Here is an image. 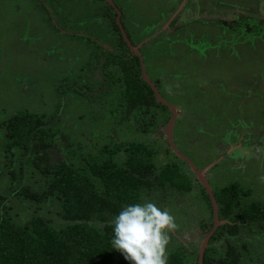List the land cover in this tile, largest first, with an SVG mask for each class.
<instances>
[{
	"label": "rangeland",
	"instance_id": "374dc122",
	"mask_svg": "<svg viewBox=\"0 0 264 264\" xmlns=\"http://www.w3.org/2000/svg\"><path fill=\"white\" fill-rule=\"evenodd\" d=\"M118 58L123 66L138 59L140 77L169 111L127 105ZM25 112L52 131L50 144L38 145L33 133L30 150L6 152L10 124ZM121 142L150 149L156 170L175 156L187 164L180 166L189 192L166 191L149 178L140 202L174 216L168 254L181 251L186 264H198L219 231L214 257L233 245L242 264L264 259V221L238 225L235 234L228 230L234 222L218 217L209 231L214 209L198 177L212 195L232 184L246 190L239 207L264 206V0H0L1 216L20 226L43 219L63 231L69 223L47 188L51 177L34 161L76 169ZM127 153L114 158L123 163ZM17 187L29 200L13 193Z\"/></svg>",
	"mask_w": 264,
	"mask_h": 264
},
{
	"label": "trees",
	"instance_id": "16d2710c",
	"mask_svg": "<svg viewBox=\"0 0 264 264\" xmlns=\"http://www.w3.org/2000/svg\"><path fill=\"white\" fill-rule=\"evenodd\" d=\"M117 62L122 65L120 58ZM122 68L125 75L121 77L123 82L120 81V89L127 105L146 113L147 110L158 107L164 111L168 110L157 101L154 90L140 77L142 70L137 58L131 66L122 65ZM17 116L19 119L9 127L11 134L8 137L6 152L15 145L28 150L32 145L33 133L34 137H38V145L45 148L50 144L52 131L43 126L39 127L40 117L26 112ZM36 149L34 146L35 155ZM120 151L128 152L123 163H118L114 158ZM175 157L178 162L170 161L156 170L150 149L140 143L125 142L114 143L112 147L103 146L97 154L88 155V159L81 161V165L76 169L66 164L52 168L42 167L43 159L38 157L34 166L40 172L50 175L51 181L47 188L55 192L60 199L62 218L69 225L61 232L43 219H32L20 226L1 216V205L0 264H128L111 246L112 226L98 229L94 226L95 221L113 219L127 204L141 202L142 196L150 192L147 186L152 181L149 178L155 180L154 185L166 191L189 192L190 178L180 166L181 163H186L178 156ZM30 161L31 156H28L27 162ZM13 193L19 198L29 200V194L21 193L18 187ZM202 194L207 195L205 188H202ZM213 194L219 219L234 222V225H228V230L234 229L232 231L235 234H238V225L264 221V206L257 203L238 206L241 196L247 194V191L240 189L238 185L225 186ZM207 202L212 209L208 195ZM213 228L214 223L210 225L209 231ZM218 232L211 237L203 252L201 264H242L243 251L233 245V249L228 248L224 255L213 256L215 250H212L210 244ZM182 253L170 252L168 264H186ZM245 264H264V259Z\"/></svg>",
	"mask_w": 264,
	"mask_h": 264
},
{
	"label": "clouds",
	"instance_id": "9594fccd",
	"mask_svg": "<svg viewBox=\"0 0 264 264\" xmlns=\"http://www.w3.org/2000/svg\"><path fill=\"white\" fill-rule=\"evenodd\" d=\"M111 246L128 264H168L174 216L153 201L129 203L112 219Z\"/></svg>",
	"mask_w": 264,
	"mask_h": 264
},
{
	"label": "water",
	"instance_id": "95a60500",
	"mask_svg": "<svg viewBox=\"0 0 264 264\" xmlns=\"http://www.w3.org/2000/svg\"><path fill=\"white\" fill-rule=\"evenodd\" d=\"M157 96H158V94H157ZM172 110V109H171ZM173 124V123H172ZM172 124H171V126H172ZM189 163V162H188ZM189 165H191L190 163H189ZM191 167H192V165H191ZM193 169H195L194 167H193ZM198 177L200 178V180H201V183L204 185V187L206 188V190H207V192H208V194H209V196H210V199H211V202H212V205H213V209H214V214H215V223H214V228H213V230L219 225V219H218V207H217V204H216V201H215V199H214V196L212 195V193H211V191H210V187L208 186V184L204 181V179L198 174ZM213 230L211 231V233L213 232ZM204 246H205V243L203 244V247H202V249H201V251H200V253H199V260H198V264H201V260H202V256H203V252H204Z\"/></svg>",
	"mask_w": 264,
	"mask_h": 264
}]
</instances>
